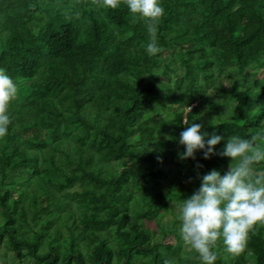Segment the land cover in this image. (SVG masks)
<instances>
[{"label": "trees", "instance_id": "obj_1", "mask_svg": "<svg viewBox=\"0 0 264 264\" xmlns=\"http://www.w3.org/2000/svg\"><path fill=\"white\" fill-rule=\"evenodd\" d=\"M163 3L152 33L125 0H0V67L18 84L0 137L2 264H201L173 201L229 170L231 134L264 128V0ZM185 121L222 134L217 151L181 158ZM218 247L216 264H264V224L239 254Z\"/></svg>", "mask_w": 264, "mask_h": 264}, {"label": "clouds", "instance_id": "obj_2", "mask_svg": "<svg viewBox=\"0 0 264 264\" xmlns=\"http://www.w3.org/2000/svg\"><path fill=\"white\" fill-rule=\"evenodd\" d=\"M121 0H102L106 8H118ZM134 16L144 19L149 31L155 33V22L166 12L163 0H125ZM149 55L160 50L155 36L146 44ZM18 94V84L4 67H0V137L9 132L12 117L9 111ZM195 120V119H194ZM193 121V120H192ZM180 133L185 146L181 158H195L198 149L208 158L217 150L224 136L202 130L200 122L188 123ZM207 138V139H206ZM221 155L232 158L226 172L213 168L201 177L190 195L173 201L179 220L181 240L198 254L201 264H216L220 248L239 254L248 244L250 234L258 224H264V128L250 136L231 134ZM165 264H171L165 260Z\"/></svg>", "mask_w": 264, "mask_h": 264}, {"label": "rangeland", "instance_id": "obj_3", "mask_svg": "<svg viewBox=\"0 0 264 264\" xmlns=\"http://www.w3.org/2000/svg\"><path fill=\"white\" fill-rule=\"evenodd\" d=\"M257 77L258 78H263L264 77V69H260L257 73ZM161 79L165 80V81H168V77H165V76H161L160 77ZM224 82L228 85L229 82L228 80H224ZM213 93V92H212ZM214 94V93H213ZM189 110V108H188ZM24 135L25 136H28V137H31V138H36V140H42V133H40L39 130H36V129H32V130H26L24 131ZM140 183V180H131L130 184L134 190V187L135 185L139 184ZM171 216L170 214L167 216V218ZM164 242H170V243H174L176 244L178 241L176 239H174V236L173 235H170L168 236ZM188 249H191L190 246H188ZM4 255L7 256V252H4ZM4 263L3 261L0 260V264Z\"/></svg>", "mask_w": 264, "mask_h": 264}]
</instances>
